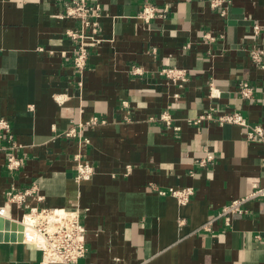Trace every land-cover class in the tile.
Wrapping results in <instances>:
<instances>
[{
	"label": "crops",
	"instance_id": "0c3cea01",
	"mask_svg": "<svg viewBox=\"0 0 264 264\" xmlns=\"http://www.w3.org/2000/svg\"><path fill=\"white\" fill-rule=\"evenodd\" d=\"M69 1L0 0V119L10 121L23 163L8 172L0 135V207L12 187H38L5 217L78 209L88 253L76 264H264V199L229 226L216 219L212 231L202 229L253 183L264 186V138L247 139L250 127L264 129V69L249 56L254 46L264 49V0H229L226 16L209 0H99L104 42L91 49L82 77L65 37L76 24L59 17ZM146 4L164 15L145 23L138 13ZM166 67L189 71L183 88L161 74ZM242 80L255 87L253 101L240 99ZM211 82L220 99L209 98ZM217 105L242 113L250 127L188 122ZM169 106L179 131L157 121ZM92 118L105 123L87 126ZM80 123L88 145L64 135ZM205 148L215 156L207 169L196 165ZM79 152L97 174L77 183ZM169 187L195 193L179 205L158 193ZM42 256L33 245L0 242V264H41Z\"/></svg>",
	"mask_w": 264,
	"mask_h": 264
},
{
	"label": "built area",
	"instance_id": "2783aa9c",
	"mask_svg": "<svg viewBox=\"0 0 264 264\" xmlns=\"http://www.w3.org/2000/svg\"><path fill=\"white\" fill-rule=\"evenodd\" d=\"M229 0H209L210 7L218 10L221 16H226L229 9ZM164 12H168L165 9ZM159 9L152 4H146L138 13V18L145 23H150L157 16H163ZM166 15V14H165ZM103 16V8L99 0H70L65 4L63 13L59 16L61 19H70L75 22L76 27L69 28L65 31V37L72 43V65L75 71L82 77L88 68V59L90 51L93 48L100 46L104 40L100 37L101 23L100 19ZM253 37L257 38L262 33V26L255 23L252 26ZM206 41H214L210 33L205 34ZM39 52L44 49L39 47ZM51 54L54 52L51 51ZM249 56L253 64L264 69V49L254 46L249 51ZM142 70L135 69V74H141ZM161 74L169 79L172 83L178 85L180 88L189 79V71L179 67H166L161 70ZM82 81L78 82V86L82 87ZM237 93L240 99L245 101H253L255 96V87L248 81H240L238 84ZM179 98V95H175ZM222 92L213 82L209 87V98L220 99ZM58 103H63L65 98L55 97ZM172 107H167L158 116L157 121L162 122L167 129L179 131L180 127L174 125V118L172 116ZM204 121H213L220 126L224 125H238L241 127H250L249 122L238 111H221L220 106H215L205 111L198 117L189 119V123L199 126ZM97 118H92L89 125L104 124ZM80 123L77 127H71L64 135L68 138H73L78 141L80 145L90 144V140L83 136L85 126ZM247 133V139L256 141L264 138V129L261 126L250 127ZM0 135L7 139L5 146L6 153V168L11 175L19 172L22 169V159L17 155L19 144L15 141L12 125L6 119H0ZM204 157L196 161V165L200 168L207 169L214 163L215 156L209 148L204 149ZM75 165V181L80 183L82 181H90L97 174V167L91 162L84 160L82 154L79 152L74 156ZM131 172V167L127 166L125 175ZM195 172H191L194 175ZM38 192L37 185L24 190H16L12 187L8 193V201L4 207H0V216L5 217L9 214L13 205L22 207L25 205L28 197L34 196ZM161 196H171L175 198L179 205H187L195 193L193 187L158 189ZM42 196H38V201H43ZM264 199V186L258 183L252 184L251 191L240 198L234 199L225 205L216 216L208 223L203 225L204 231H212L213 222L216 219H223L225 226L231 224V218L234 215H245L249 213L247 205L251 201ZM29 216L31 220L29 226L30 233L26 231L25 218ZM21 223L24 225V240L23 243L33 245L42 252L41 264H76L81 259L85 258L88 253L86 228L82 223L81 213L78 209L68 211L65 209H36L33 208L29 213L23 216ZM182 224V222H180Z\"/></svg>",
	"mask_w": 264,
	"mask_h": 264
},
{
	"label": "water",
	"instance_id": "95a60500",
	"mask_svg": "<svg viewBox=\"0 0 264 264\" xmlns=\"http://www.w3.org/2000/svg\"><path fill=\"white\" fill-rule=\"evenodd\" d=\"M24 225L16 220L0 216V242H23Z\"/></svg>",
	"mask_w": 264,
	"mask_h": 264
},
{
	"label": "bare ground",
	"instance_id": "6f19581e",
	"mask_svg": "<svg viewBox=\"0 0 264 264\" xmlns=\"http://www.w3.org/2000/svg\"><path fill=\"white\" fill-rule=\"evenodd\" d=\"M28 219H30L29 216H26V218H25V220H26L25 223H26V224H24V225L26 226V231H27V233L30 235L31 233H30V230H29V226H28V225L30 224V221H31V220H28ZM31 235H32V234H31Z\"/></svg>",
	"mask_w": 264,
	"mask_h": 264
},
{
	"label": "rangeland",
	"instance_id": "374dc122",
	"mask_svg": "<svg viewBox=\"0 0 264 264\" xmlns=\"http://www.w3.org/2000/svg\"><path fill=\"white\" fill-rule=\"evenodd\" d=\"M29 212H30V211H29ZM29 212H27V213H29ZM27 213H26V214H27ZM22 220H23V218H22ZM22 220H20L19 222H21Z\"/></svg>",
	"mask_w": 264,
	"mask_h": 264
}]
</instances>
